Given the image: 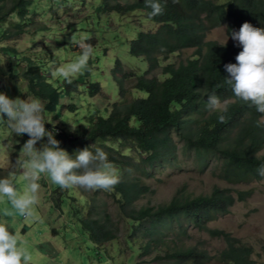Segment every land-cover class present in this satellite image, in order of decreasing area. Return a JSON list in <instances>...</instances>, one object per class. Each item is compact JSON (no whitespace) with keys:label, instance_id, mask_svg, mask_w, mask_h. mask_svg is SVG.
<instances>
[{"label":"trees","instance_id":"16d2710c","mask_svg":"<svg viewBox=\"0 0 264 264\" xmlns=\"http://www.w3.org/2000/svg\"><path fill=\"white\" fill-rule=\"evenodd\" d=\"M74 1L89 5L86 0ZM66 2L0 0V53L5 57V65H23L24 68L12 72V76L17 81L21 78L26 81L27 94L41 99L45 114L57 111L60 104L62 112L65 107L63 98L78 92V81L64 85L54 83L50 73L44 69L48 61L41 57L20 56L22 51L9 46L7 40L31 34L30 41L35 46L28 49H34L40 48L36 46V34H44L46 38L41 48L46 54L50 53V40L54 36L53 28L47 25L46 14L51 12L58 16L55 4L65 5ZM160 2L164 5L163 14L150 16L157 24L156 30L140 31L129 44L130 54L148 63L146 73L138 75L135 71L126 70L117 58L111 73L118 84L121 99L112 104L108 115L86 116L84 125H78L74 131H66L64 127L55 133L61 142L60 147L70 149V156L73 157V150L92 146V151H95L99 147L108 154L109 161L118 172H123L113 191H102L112 198L120 220L108 210V204L99 196V191H94L91 197L84 194L87 191L82 188H79L82 194L71 197L72 215L80 220L83 229L97 245L104 246L107 242L119 240L123 234L129 246L136 248L142 257L158 252L154 256L158 264H258L251 245L224 229L210 226V222L230 213L236 202L250 198L252 189L235 192L229 187L216 185L207 194L192 195L178 191L168 202L139 206L138 201L150 188L125 172L139 169V164L147 172L146 165L175 159L181 149L185 154L193 153L194 163L202 172L216 162L214 174L228 183H251L264 179L257 172L264 165V124L258 126L260 116L264 114L237 98L231 87L224 83L229 76L225 65L237 63L236 56L242 47L236 42L221 46L224 43L207 40V34L219 27H225L229 37L245 22L264 28V0ZM96 11L106 14L143 11L148 14L151 9L145 6L144 0H100ZM47 40L50 43H46ZM187 48H194L192 55L177 61L169 60ZM159 75L165 79L160 80ZM87 84L91 96L101 94L99 82ZM216 85L221 87L216 88ZM133 89L146 92L147 96L132 97ZM213 89L221 102H225L226 111L207 109V95ZM77 108L76 103L67 107L70 111ZM220 115L225 117L223 123L219 121ZM172 131L183 142L181 148ZM110 141L146 157L137 163L122 149L114 146L105 149L104 144ZM56 191L59 195L65 194L59 187ZM121 220L125 225L120 226ZM190 229L223 239L225 247L212 253L189 244ZM139 237L142 238L140 248L134 244ZM135 264H141V261Z\"/></svg>","mask_w":264,"mask_h":264},{"label":"rangeland","instance_id":"374dc122","mask_svg":"<svg viewBox=\"0 0 264 264\" xmlns=\"http://www.w3.org/2000/svg\"><path fill=\"white\" fill-rule=\"evenodd\" d=\"M86 2L89 5L67 0L65 5L55 4L54 9L59 11L58 16L51 12L46 14L47 25L53 28L52 35L54 36L50 40L52 41L51 52L48 54L41 48L42 42L46 38L44 34H36V46L38 45L40 48L34 47V49H28L35 46L30 41L31 34H22L17 39L7 40L9 46L22 51L20 56L41 57L44 61H48L47 66L44 64L47 73H51L55 68L67 64L77 57L79 49L70 43L74 34L77 39L83 35L87 38V42L93 45L94 56L89 60L90 71H85L74 79L80 85L78 92L63 98L62 102L65 103V107L62 108V112H60V104L57 111L45 114L46 121L50 122L45 124L48 131H51L52 128L63 130L64 127H66V131H71L72 125L74 127L83 126L86 116L108 115L112 104L121 99L118 84L111 73L117 58L122 61L126 70L135 71L138 75H144L148 70V63L144 59L130 54L129 44L131 40L137 38L140 31H155L156 22L143 11L126 14L98 13L96 7L100 0H86ZM32 30L35 29L32 28ZM228 37L225 27L215 28L207 34V40H216L221 43L236 42ZM50 41L47 40L46 43H50ZM193 52L194 48H187L181 52V55H179L180 53L173 55L169 60L177 61L192 55ZM4 59L5 57L0 53L1 92L12 99L34 98L31 94H27L29 92L26 81L23 78L21 81H17L12 76V72L21 71V68H24L23 65L10 67L5 65ZM159 79L163 80L165 76L159 75ZM86 81L99 82L101 94L91 96L88 91L89 84ZM53 82L61 85L66 84L63 79H53ZM145 96H147L146 92L132 90V97ZM71 103H76L78 108L75 111L67 109ZM222 104L225 105V102ZM3 120H7L6 115ZM53 134L59 140L58 135ZM172 135L181 148L183 142L175 131H172ZM29 138L27 134L23 136L10 134L5 125L0 123V165L8 167L14 164ZM44 143H47V137L37 142L36 147L40 148ZM104 145L105 149L108 146L122 149L123 153L131 156L137 163L146 157L145 154L142 156L133 150L122 148L118 142L110 141ZM65 150L69 153L70 149L66 148ZM78 150L80 149L73 150V158ZM192 155L193 153L185 154L179 149L175 159L146 165L147 172L141 169L142 164H139L137 170L133 168L130 172H125L130 177H137L141 184L150 188L140 198L138 205H157L168 202L178 191L192 195L207 194L216 185L229 187L235 192L252 189L253 194L250 198L243 202H236L230 213L210 222V226L224 229L240 238L244 243L251 245L254 248L253 257L258 261V264H264V179L251 183L231 184L219 179L214 174L213 165L216 162L202 172L195 165ZM118 174L120 179L123 172L120 171ZM6 175L7 171L0 169V178H4ZM15 183L18 188H21L27 182L22 176H19ZM39 183L41 185L39 203L34 209L35 218L30 221H25L18 214L14 220L9 218L5 213L11 210V205L6 200L0 201V218L9 224L10 231L20 233L23 238V246L32 255V264H135L139 261L141 264H158L154 261V256L158 252L154 251L153 254L142 257L136 248L129 246L123 234L119 240L107 242L104 246L94 243L83 229L80 220L72 215L71 197H78L83 191L73 188L64 190L65 194L59 195L56 191L58 187L49 184L47 179L42 177ZM94 193V191H87L84 194L92 197ZM98 193L108 204V210L117 220H120L118 209L112 198L102 191ZM121 225H125L124 220H121ZM189 232L191 234V237L187 239L189 244L206 248L212 253L225 247L223 239L211 237L207 232L197 229H190ZM141 243L142 238L139 237L134 244L139 247Z\"/></svg>","mask_w":264,"mask_h":264},{"label":"clouds","instance_id":"9594fccd","mask_svg":"<svg viewBox=\"0 0 264 264\" xmlns=\"http://www.w3.org/2000/svg\"><path fill=\"white\" fill-rule=\"evenodd\" d=\"M172 2L179 3L180 0ZM144 3L151 9L149 16L163 14L164 5L160 0H144ZM230 36L237 42V46L242 47V51L236 56L237 63L225 65L229 76L225 78L224 83L231 87L237 98L254 107L258 113L264 114V28H257L245 22L238 32L233 30ZM70 43L79 49V54L73 61L60 65L50 73L53 79H63L68 84L85 71H90L89 60L94 56L93 45L88 43L83 35L77 39L74 34ZM226 44L227 41L221 46ZM53 53L55 54V51ZM219 87L221 85H216V88ZM207 97L208 110H227L216 95L215 89ZM5 115L6 121L3 120ZM218 118L221 123L224 122L223 115ZM46 122L45 106L41 99H12L0 93V123H3L12 135L27 134L30 137L14 164L8 167L0 165V169L7 171V175L0 178V201L6 200L11 205V210L5 215L13 220L16 214L25 221L35 218L34 209L39 203V181L42 177L61 190L82 188L85 191L111 192L119 183L118 170L102 148L96 147L95 151H92V146L85 147L78 150L73 158L60 147L61 142L55 138L53 132L46 130ZM260 124H264V115L260 116L258 126ZM75 129L72 125V130ZM45 137L47 143L37 148V142ZM257 172L264 177V165H261ZM19 176L27 182L21 188L15 183ZM32 259L31 253L23 246L20 233L10 231L9 224L0 218V264H32Z\"/></svg>","mask_w":264,"mask_h":264},{"label":"built area","instance_id":"2783aa9c","mask_svg":"<svg viewBox=\"0 0 264 264\" xmlns=\"http://www.w3.org/2000/svg\"><path fill=\"white\" fill-rule=\"evenodd\" d=\"M1 88H2V85H1V83H0V93H2L1 92ZM53 133H59V132H61V130L60 129H53V131H52Z\"/></svg>","mask_w":264,"mask_h":264}]
</instances>
